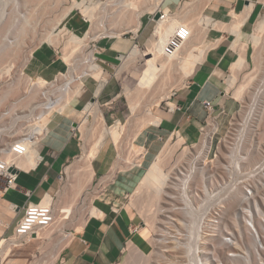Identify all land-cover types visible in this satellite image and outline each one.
<instances>
[{
    "label": "crops",
    "instance_id": "1",
    "mask_svg": "<svg viewBox=\"0 0 264 264\" xmlns=\"http://www.w3.org/2000/svg\"><path fill=\"white\" fill-rule=\"evenodd\" d=\"M185 2L194 4L196 13L199 11L206 19L211 18L207 34L204 33L205 37L195 35L197 38L193 36L192 39L194 43L203 39L199 45L205 49L204 56L184 80V84L174 90L169 98L153 107V112L160 121L146 125L134 141L137 146L145 149L140 164L133 163L129 168L117 170L111 179L108 175L113 170L118 151L112 143H104L101 147L92 166L97 170L98 185L103 191L95 204L104 213L102 216L92 215L87 219L54 264H115L126 252L131 240L143 244L151 236V231L147 229L144 232L140 226L142 222L134 221L126 207V200L166 141L175 134L183 136L186 142L195 138L209 120L210 112L204 105L205 101H211L214 106L211 115L217 120L219 134L226 133L234 115L242 108L241 101L227 91L226 79L232 64L239 57L234 45L250 40L256 21L264 13V0H161L159 11L169 10L175 14L178 10L181 11ZM238 15L242 21L245 20L237 34L236 28L235 32L232 28L236 26ZM144 16L138 32L131 31L132 35L126 38L105 37L98 41L100 58L105 65L113 66L121 60V55H127L135 45L140 48L139 45L149 43L148 51L140 48L137 59L123 72L138 60L148 61V56L153 51L150 40L154 36L156 20L154 13L148 14L147 19H143ZM63 67L65 64L60 61L55 51L50 46L42 45L35 51L25 69L32 75L52 79ZM103 68L93 77H99ZM143 72L138 75V83ZM105 80L106 83L98 95L91 81L85 82L78 94L68 101L63 112L51 116L48 132L39 145V163L35 167L20 171L16 185L8 189L4 188V180L0 181V241L13 235L14 228L29 202H38L49 195H55L65 165L81 149L76 135L78 125L86 115L85 105L99 96L108 99L116 91L113 83ZM126 88L130 87L125 85L124 92ZM107 180L109 182L104 184ZM23 244L22 247L13 246L17 249L16 258L12 259L15 254L13 253L7 258V263L32 264L43 246L41 239H33Z\"/></svg>",
    "mask_w": 264,
    "mask_h": 264
},
{
    "label": "bare ground",
    "instance_id": "2",
    "mask_svg": "<svg viewBox=\"0 0 264 264\" xmlns=\"http://www.w3.org/2000/svg\"><path fill=\"white\" fill-rule=\"evenodd\" d=\"M70 1H71L70 5L67 6L65 12L63 11V14L57 20L58 26L56 27L54 25L56 28H51V29L45 31V33H43V35H44L43 41H45L51 45H55V44H62L63 45V49H62L64 51L63 52V55H64L63 60L65 61V63H67L69 65L72 63V60L74 58V54L76 52H78V50H80L82 47L89 44L90 41H92L96 38H99V36L95 32H93V26H96V24L100 25L102 23V20H100V16L98 15L97 10L100 7L101 9L106 11L107 5H109L110 2H113V0H107V1H102V2L100 0H70ZM142 1L143 0H117V3L119 4L118 7L121 8L119 10L120 14L118 13L117 19L126 17V21H127L126 27L123 28L124 31H121V30L114 31L110 27H108L106 25V23H104V20H103L102 25L104 28H103V32L101 34H103V36H107V37H117L118 38L124 32H127V31H134L135 33L138 32V30L140 29V27L142 25V17L146 13V9H143V7H142V5H143ZM144 1L146 2L147 0H144ZM160 2H161V0H151V4H153V7H154V8L150 7L153 9V10H151L152 13H155L159 9V6H161ZM26 3L27 2H25V5H27ZM30 3L32 4L33 2H30ZM117 3H116V5H117ZM141 3H142V5H141ZM3 4H4V2H3ZM191 5L192 4H190V3H188V4L186 3L185 7L183 9H181V12L178 11L177 15H176V13L174 14L172 12H169V10L165 11L166 14L170 15L172 18L170 25H165L164 23H161L158 25L155 32L159 36V41H158L156 50L152 53V55L150 57H148L149 64L144 69V72L141 75V78H140L138 85L133 89L132 88H126V90H125L127 98L129 100L131 112H132V114L136 115L134 123L137 126V129H136L137 131H139L141 128H143L144 126H146L148 124H156L160 121V118L158 116H156L153 112V105H159L162 101H164V99L169 98L171 96V93L173 92V89L176 86H178L179 83L184 82V80L192 73L196 64L198 62H200V60L204 56L205 49H203L199 45V43H201L203 41V39L200 42L198 40L199 39L198 38L197 39L198 42L194 43L192 41L191 36L197 30L198 33L197 32L196 33L197 34L201 33V37L203 38V36L207 34L206 30L209 27L208 25L210 23L211 18L206 19L204 17V15L201 14L202 12L196 13V10H195L196 8H194V6L193 5L191 6ZM195 6H196V4H195ZM75 8L80 9L82 14L90 22V27L85 32L77 31L74 29H69L67 23L62 25L64 19ZM114 8H116V7H114ZM166 9H168V8H166ZM4 10H5V8H4ZM34 10H36V9L34 8ZM191 12L195 13L194 19H193V15L191 17L192 20L188 19V17H187L189 15V13H191ZM29 13L31 14V12H29ZM198 14L200 15L199 17H197ZM23 16H26V15L23 14ZM111 17H109V19ZM237 17L238 18H236V19H238V20L235 24L236 26L234 25L235 27L232 29L234 31L236 28L237 34H238V30H240V26H242L241 24L243 23V21L245 19H243V21H242L240 15H238ZM27 18H29V17H27ZM39 19H41V18H39ZM15 20H16V18H15ZM46 21H47V19H46ZM224 24H226V23L224 22ZM181 25L188 27L191 30V35L188 36V39H186L184 42H182L180 44V43L174 42L175 41L174 36H175L176 30ZM219 25H221V24H219ZM226 27H227V25H226ZM204 33H206V34H204ZM250 34H251L250 41L254 45V47L255 46L258 47V45H261V42L264 41L263 40L264 39V13L256 21V23L254 25V29H253L252 33H250ZM40 40H42V38ZM16 44H18L19 46H21V44L23 45V43H21V41H20V43H16ZM245 45H247V44L244 42L241 44L236 43L234 45V48L236 50H238V52H239V57L232 64L231 77H230V86L234 88V96L237 99L241 98L242 100H245V95H243V90L245 89L246 84H244L245 82H243L242 84L237 85V83H238L237 80H238V75H239L238 71L243 69V67L246 65V63H248L247 62L248 61L247 50L245 48L246 47ZM19 46H17L18 49H19ZM7 47L9 48V46H7ZM10 47H11V45H10ZM20 48L22 49V47H20ZM16 49L13 50V54H15L14 51ZM17 50L15 52L18 54ZM35 51H36L35 48H33V50H31V53L26 58L27 61H30L32 59ZM140 51H141L140 48H138L135 45L127 55H121L120 56L122 63L118 69V73H117L118 75H121L122 72L127 68V66L131 62H133L137 59ZM22 52H23V50H22ZM17 54H15V55L17 56ZM21 54L22 53H20V55ZM11 57H12L11 54L8 55V57L5 56L3 58L0 55V79H1V77H3L2 75H4L5 73L8 75H11L12 71H13L14 64L18 63L16 61L14 62V60H16L14 56H13L14 60H12ZM16 58H18V57H16ZM17 61H19V58ZM12 62H14V63H12ZM26 63H28V62H26ZM101 68H103V66L99 63L94 62L93 57L90 56L89 65H88V70H89L88 74L92 75V77H93L102 71ZM23 69H25V68H23ZM22 71L24 72V70H22ZM25 71H26V69H25ZM22 74H24V73H22ZM25 74H26L25 76L27 77L26 81L24 80L25 78L23 79V76H20V79H21L20 82L24 80V82H22L21 84H23V86L25 88V92L27 94H29L31 88L34 85L42 86L44 88V87H47V84L49 85V83H50L49 80H47L43 76H38L37 74L32 75L29 72L27 74V71L25 72ZM174 74H178L180 78L178 77L177 80L173 81V75ZM37 77H39L38 80H36ZM174 79H175V76H174ZM20 82H19V84H20ZM85 82L86 81H84L81 78V80L79 79V81L72 86V88L69 90V92L67 94V98H66L67 104L69 103L68 101H70L73 97H75L78 94L80 89L84 86ZM105 82H106V80L101 81L100 83L98 82L99 85L97 86V89H96V95H98L101 92L102 87L104 86ZM246 82H247V80H246ZM248 83L250 84V82H248ZM18 86L19 85H17V89L22 91L21 89L18 88ZM12 88L14 89V87H12ZM43 90H45V89H43ZM20 91H17V92H20ZM17 92H16V94H18ZM37 100L34 101L33 103H36ZM148 100H149V102H148V104L146 103L147 109L145 110L146 111L145 114L144 113L141 115L136 114L139 107L141 105H143V103L147 102ZM98 102L99 101H91L85 105V107H84V111L86 113L85 118L77 127V129L81 133L80 137L83 140H85V144L82 147L83 155L81 156V158L78 159L79 163L76 164L75 162L72 161L74 164H76V166H73L71 164V165H68L66 169H64V171L66 170V172L67 171L68 172L69 171H82L81 176H82L83 181L80 180V182H76V183H80V185H79L81 187L80 190L85 189L83 184H85V186H86V184L88 182L92 181V179L95 177L96 171L94 170V168L92 166V162H93L94 158L97 156V154L99 153L101 147L104 145L108 136L111 137V139L114 141L115 145L118 148V156H117L116 162L114 164V169H116V170L118 168L120 169L121 167H123L124 164H126V163H132L133 164L134 159L140 154V151H141L140 147H139V149L134 148V144L131 140L129 141L130 145L129 146L127 145L128 147L124 146V145H126V142L124 145L122 144V133H123V130L125 129L126 124L122 123L121 121H118V123L116 125H113L110 128H106V126L104 127V123L106 120H105V116L103 114V110L101 108V104ZM254 105L255 104L249 105L250 107L248 109V112L246 113L247 118H246V116H244L243 118L242 117L240 118V120L244 122L245 126H246V123H248V121L251 118H253L252 116L255 113V109H256V107H254ZM90 116H93L95 118V124L94 125H91ZM209 120H210V123H209ZM209 120L207 122V125L205 126L206 128H208L209 132L202 133L200 141L198 140V142L200 143L199 145L201 147V150L199 152L195 151L196 154H193L194 151L190 150L191 149L190 146L186 144L187 142L185 141L184 137L181 136L180 134H177V139H175V140L172 138L173 136H171V137H169V139L167 140L166 144L164 145V147L160 151V153L157 155V157H155V160L153 161L151 166L148 168V170H146V173L143 176L142 180L140 179L141 181H140V183H138L136 190L134 192V194L137 195V197H136V195H134V199L136 200V202H135V200H134V202H132L130 200L129 201L132 202V204L136 205L135 207L138 208V210H136V211H139L140 215L141 216L143 215L145 217L144 224H143L144 225L143 230L146 229L145 226H148L150 230L151 229L157 230L156 211L159 209V205H161L160 200H162L164 195L168 194L166 188L170 186L169 181H171L173 179V173H174L173 171L175 169L174 167L177 166V165H174L173 168H167V166H168V165H166L168 162L167 159L170 155H171L170 157H172L173 152L177 148L184 147L182 154H185V157H187L188 160H190L191 165L193 163V166L190 167L191 170L189 169L187 172L202 173V171H203V164L202 163L203 162L206 163V160L208 159L207 156H208V152H209V149L211 147V142H212L211 138L213 136V133L218 128V123H217V120L215 118L209 117ZM239 125H240V123H239ZM242 134H243V128H241L240 132H239V139L240 140H242V136H243ZM8 136H10V135H8ZM134 136H135V134H134ZM128 139H130V138H127V140ZM39 140H40V137L37 140L28 141V142L23 140V138H21V137L18 138L17 140H14L12 143L9 144V146L6 149H4V151L8 150L9 154H7V155L5 154V156H3L1 158L0 167H10L12 165H16V169H18L20 171L30 170V168L35 167L39 163V158H38L39 157V145H40ZM133 141H135V140H133ZM129 142H127V143L129 144ZM16 143H19L22 147L25 146L26 150L22 153H18L16 151H14L13 147ZM235 143L238 146L232 150L231 156L233 157V159H231L229 163L238 166L239 169L241 170V168H243L241 160H243V158H245V156L244 155L243 156H241V155L237 156L236 152H238V150L243 149L242 148L243 145L240 144L239 141L235 142ZM260 145L264 146V141ZM263 154H264V149H262V147L258 148V146H257L255 153H254V156H255L254 158L256 159L257 156H259V158H260L263 156ZM181 156H182V158L181 157L180 158L183 160V158H185V157H183V155H181ZM177 160H178V158H177ZM182 160L179 162H182ZM170 161H171V159H170ZM179 162L177 161V163H179ZM174 164H176V162ZM114 172H115V170H114ZM18 174H19V172H17L16 175H18ZM198 174H197L196 178L194 179L195 186H199L201 184V180H200L201 178L198 177ZM220 174H221V172L219 173V176H221ZM74 175H75V173L74 174L72 173V176H74ZM75 176H77V175H75ZM16 178H17V176H16ZM77 178L81 179L78 176H77ZM77 180H75V181H77ZM183 180H184L183 185H184V189L186 192L184 196H185L186 200L189 201V199H187V193H188L191 185L189 184L188 177L185 179L183 178ZM212 180L213 181L216 180V175L212 176ZM131 196H130L131 197L130 199L132 200L133 195H131ZM76 197L77 196H75L74 198H76ZM96 197H98V196H96ZM243 197H244L243 194L241 196L236 194V195H234V197H232L230 199L231 201H229L227 209H226V216H228L227 220L230 221L231 223H233V225L234 224L236 225V223H238L237 219L239 218V214H238L237 210L241 208V210H243V212L244 211H251L252 212V214H253L252 222H254L255 226L259 228L260 227V219L262 218L261 216H263V213H264V209L262 207V204L257 199H253V201L251 199L250 200H247V199L244 200ZM260 197L262 199V202H264V194H261ZM72 201H77V200L74 199ZM102 201H104V200H102ZM44 202L45 203L52 202L54 204L55 203V197L53 195H49L48 197H46L44 199ZM95 203H97V202L94 199L90 202V204H89L90 208L88 211L87 219L92 215H95V216L96 215L97 216L103 215V213H104L103 209L98 204H95ZM132 204H131V206H132ZM63 206H64V204H63ZM71 207H73V206H71ZM58 208H60V207H58ZM72 209H74V208H72ZM113 209L116 210L115 207H113ZM69 213H70V211H69ZM190 213H192V212H190ZM193 214H195V213L193 212L192 215ZM56 217H57V215H56ZM195 217L196 216H194V218L192 220V223L194 224V226H195L196 221H197V217L196 218ZM56 221H55V223H56ZM85 222H84V224H85ZM235 225H234V227H235ZM53 226H56L58 228L57 225L53 224ZM236 226H238V225H236ZM51 227L38 231V234L42 233V234H45L46 236L51 235V232H52ZM236 229H238V228L236 227ZM192 233H194V235H195L194 229L192 230ZM242 236H243L244 242H242L243 244H240V245L242 246V248L245 252V259H246L245 262L247 264H253V262H254L253 256L254 255L257 256L258 253L256 251V246H255L254 242L252 241V239H250L248 229L245 227H244V230H242ZM17 242H18V238L16 236L12 237L9 240L3 239L2 241H0V258L4 257L5 255L10 256L12 251H13V248H14L13 246H16L14 244H16ZM19 243L20 242H18L17 245ZM64 244H66V242ZM64 244L62 246H64ZM152 244H153V238H151V237L146 239V241L143 244H138L135 241L131 240L129 242V250L131 251L132 255L133 254L136 255L138 253H141L140 254L141 256L144 254L146 257V256L150 255V253H151L150 247H152ZM143 245H146V248L141 247ZM62 246H59V244H58L57 247L61 248ZM65 246H64V248H65ZM185 246H186L185 247V253L189 256V260L192 261L194 259V261H195L196 260L195 248H194L195 244L191 241H187L185 243ZM43 247H45V246H43ZM218 247H219V245H218ZM42 250H43V248H42ZM219 253H220V251H219ZM56 255L58 256V254H56ZM57 256H56V258L52 257L53 260H54V258L57 259ZM52 258H50L51 264H52ZM148 258L150 259V257H147V259ZM262 259H263V257H262ZM233 260H234L233 258H231V260L229 259L227 261V264H232L231 262ZM34 261L37 262L38 260H34ZM48 262L49 261L47 260V262H44V264H47ZM129 262H131V261H129ZM131 263H133V262H131ZM146 264H150L148 262V260H147Z\"/></svg>",
    "mask_w": 264,
    "mask_h": 264
},
{
    "label": "rangeland",
    "instance_id": "3",
    "mask_svg": "<svg viewBox=\"0 0 264 264\" xmlns=\"http://www.w3.org/2000/svg\"><path fill=\"white\" fill-rule=\"evenodd\" d=\"M29 1L33 2L32 3L33 5ZM143 1H142L143 5H142V3H141V5H142L143 9H146V14L147 15L150 13L153 14L151 12V10H153V9L150 8V7H153V4H151V0H147L146 2L144 1L145 3ZM3 2H4V4H3ZM25 2H27L26 3L27 5H25ZM70 3H71L70 0H3V1L1 0L0 1V42H1L0 43V55L3 58L5 56L8 57V55L11 54L12 55L11 59L14 60L13 59V56H14L16 59V60H14V62L15 61L18 62V63L14 64L13 71H12L11 75H8L5 73L4 74L5 76L2 75L3 77H1V79H0L1 80L0 81V92H1L0 93V160L3 156H5V154L6 155L9 154L8 150L4 151V149H6L9 146V144L12 143L14 140H17L18 138L21 137V134L24 131L23 128L25 127V125H27L26 124L27 122H25L26 121L25 119L35 104L33 102L36 101L37 99H39V96L41 95L43 89L46 88V87L43 88L42 86L34 85L31 88L29 94H27L25 92V88H24L23 84H21V83L24 82V80L26 81V78H27L25 76L26 71H25V69H23L27 65L26 62H29L26 60V58L31 53V50H33V48H35V50H37L42 45L43 46L47 45L48 47L50 46L55 51V53L58 56V58L60 59V61L63 62V56H64L63 55L64 51L62 50L63 45L62 44L51 45V44L43 41V37H44L43 33H45V31H47L51 28H56L58 26L57 20L61 17V15L63 14V11L65 12L67 6H69ZM116 3H117V0H113V2H110L109 5L107 6L106 11L99 8L98 12H100L99 14L102 15L101 18H104V20L106 21V25L108 27H110L112 30L124 31L123 28L126 27V23H127L126 17L117 19L118 13L120 14L119 10L121 8L118 7L119 4L117 3V5H116ZM185 4L183 5L182 9L185 7ZM192 5L194 6V4H192ZM113 6L116 8H114ZM4 8H5V10H4ZM34 8L36 10H34ZM178 11L176 12V15L178 14ZM29 12H31V14ZM179 12H181V11H179ZM81 13L82 12L80 9L75 8L64 19L62 25L67 23L69 29H74L77 31L85 32L87 29H89L90 23L84 22ZM197 13H199V11ZM23 14H25L26 16H23ZM194 14L195 13H193V12L189 13V15L187 16L188 19L192 20L191 19L192 15H193V19H194ZM147 15H145V16L143 15L144 16L143 19H147ZM199 16L200 15L198 14L197 17H199ZM27 17H29V18H27ZM109 17H111V18L109 19ZM15 18H16V20H15ZM39 18H41V19H39ZM46 19H47V21H46ZM171 20H172L171 16L168 14H165L163 18H159L156 20V28L161 23H164L165 25H170ZM99 26H100L99 24H96V26H93V32H95L99 37H101V36H103V34H101V33L103 32L104 27H102V26L99 27ZM156 28L154 30H156ZM196 32L198 33L197 30H196ZM195 33L192 34V36H191L192 39H193V36H195V35H198V37L201 36V33L200 34H197V33L195 34ZM130 35H132V32L127 31V32H124L120 37L126 38L127 36H130ZM41 38H42V40H40ZM19 40L21 41V43H23V45L21 44V46H19L18 44H16V43H20ZM158 41H159V36L154 31V36H152V39L150 40V44L152 45V49H153L152 53L156 50ZM246 44L247 45H245L246 46L245 48L247 50V57H248L247 62L248 63H246V65L243 67V69L238 71L239 75H238V80H237L238 81L237 85H240L243 82H245L244 84H246V87L243 90V95H245V100L238 98V100H240L242 103V105H241L242 108L234 115V117L232 119V130L235 128L239 130L240 128L244 127L243 128V134H242L243 135L242 136L243 141H241V142L239 141V143L243 145L242 146L243 149L238 150V152H236L237 156L238 155L239 156L240 155L245 156V158H243V160H241V163L243 165V168H241V170H240L241 173L248 171L251 167H253L259 161L262 160L263 156L260 158H259V156H257L256 159L254 158L255 157L254 153H255L257 146H258V148L262 147V149H264V146L260 145L264 141V47H263L264 41L261 42V45H258V47L257 46L254 47V45L251 43L250 40ZM10 45H11V47H10ZM90 45H92V42H89V44H87L86 46H84L80 50H78V52H76L74 54V57H78L79 55L86 54L87 47H89ZM7 46H9V48ZM17 46H19V49ZM139 46L142 50L147 52L148 47H149V43L146 45H139ZM20 47H22V49ZM13 48L17 50L18 54L15 52L16 50L14 51V53L17 54V56L15 54H13V50H14ZM22 50L24 53L22 52ZM20 53H22V54L20 55ZM152 53L148 57H150L152 55ZM16 57L19 58L20 62L17 61L18 58H16ZM14 62H12V63H14ZM121 62H122L121 60H118V62L113 66L105 65L104 63H102L101 65L104 68H103V72L101 73V75L99 77H87L85 79V81L86 82L91 81V83L93 84V87L95 88V91H96L99 83L101 81H105V79H108V81H111L113 83V85L116 87V91H115L113 96H111L108 99H103L101 96H99V97H96L95 99H93L92 101H99L98 103H100L102 106L101 108H102L103 114L106 118V121L104 123V127L106 126V128H110L111 126L116 125L118 123V121H121L122 123L126 124L125 129L123 130V133H122V144L124 145L126 142V145H124V146H127V145L129 146L130 145L129 141L131 140L134 144V148L139 149V146H137L133 140H135L138 137L139 133L142 131V129L145 126L139 130L140 132L136 130L137 126L134 123L136 115L132 114V112H131L129 100L127 98V95L124 92V87H125V85H128L132 89L135 88V86L138 83V79H137L138 75L140 74V72L144 71V69L149 64V61L138 60L136 63L132 64L128 70L123 72L121 75H118L117 73H118V69L120 67ZM63 68H64L63 70H65L67 68L66 64H65V67H63ZM21 69L24 70V72ZM21 72L24 74H22ZM27 74H28V72H27ZM20 76H23V79L25 78L21 82H20V80H21ZM38 76H41V75H38ZM174 76H175V79H174ZM178 77H179L178 74H174L173 75V81L177 80ZM230 77H231V72L229 73V75L227 76V79H226V88H227V91L230 93V95L235 97L234 96V88L230 86ZM38 78L39 77H37L36 80H38ZM47 80H51V79H47ZM246 80H247V82H246ZM19 82H20V84H19ZM248 82H250V84ZM182 83L184 84V82H182ZM182 83H179V85L176 86L173 89V91L176 90L177 88L181 87L183 85ZM17 85H19L18 88L21 89L22 91L17 89ZM12 87H14V89ZM17 91H20V92H17ZM16 92L18 94H16ZM148 102H149V100L147 102L143 103V105H141L139 107L136 114H139V115H141L143 113L145 114V112H146L145 110L147 109L146 106H147ZM251 104H255L254 107H256L255 113L252 116L253 118H251L248 121V123H246V126L245 125H243V126L239 125V123L242 122L240 120L241 117L243 118L244 116H246V118H247L246 113L248 112V109L250 107L249 105H251ZM155 106L156 105H153V107H155ZM90 119H91L90 120L91 125H94L95 124V118L93 116H90ZM209 123H210V120H209ZM206 130H208V129L206 128ZM233 132H234V130H233ZM202 133H204V132L200 130L194 139H192L186 143L187 145L190 146V148H191L190 150L194 151L193 154H196L195 151L199 152L201 150V147L199 145L200 143L198 142V140L200 141ZM7 134L10 136H8ZM134 134H135V136H134ZM224 134L225 133L217 134L216 137L218 136V138H219V137L223 136ZM235 134H237V133H235ZM80 135H81V133L77 129V135L76 136H77V138L81 144V149L79 151V154L75 158L71 159L65 165L64 169H66L67 166L71 165V164L73 166H76V164L79 163L78 159L81 158V156L83 155L82 147L85 144V140H83L80 137ZM127 138H130V139L127 140ZM172 138L174 140L177 139L176 134L173 135ZM236 140H237L236 135H234L233 133L232 134L229 133L226 137L222 138V141L219 143L218 157L214 160V162L212 164L208 163L207 166L202 163L203 167H204L203 175L204 174H205V176L207 175V179H209L208 175L210 173H216V172L219 173V171L222 172V177L218 180V182H220L222 180V178L224 177V179L226 181V186L223 189L213 188V190H212L213 193L212 194L210 193L207 196V198H209L211 201L214 199V201H216L214 203L219 202L220 199H226L227 200L226 201L227 204L225 203L226 209H227L229 201H231L230 199L232 197H234V195L238 194L239 196H241L243 194V190L241 188H239V186H237V184L238 183L244 184V183H247L249 181V178L245 174L241 175L240 172H237L238 174L236 173V175H235L236 170H234V172L233 171L231 172V168L230 169H229V167L223 168V164H226L227 161H229L232 158V156H231L232 150L238 146L235 143V142H237ZM215 141H216V139H215ZM127 142H129V144ZM105 143H112L113 145H115V143L112 141L111 137H109V136L107 137ZM115 147L117 148L116 145H115ZM140 149L142 150L141 147H140ZM183 149H184V147L177 148L173 152L172 157H170L171 156L170 155L168 157L169 160L167 159V161H168L166 164V165H168L167 168H173L174 165H177L176 167H174L175 168L173 171L174 177L176 176V173H177V171H179L178 169L180 167L182 168V166H186L187 163L190 162V160H188V158L185 157V154H182ZM117 151H118V148H117ZM181 155H183V157H185L186 159L183 158V160H182ZM177 158H178V160H177ZM136 159H138V158H136ZM136 159H135V161H136ZM170 159H171V161H170ZM180 159L182 160V162H179V161H181ZM72 161L75 162L76 164H74ZM177 161L179 163H177ZM175 162H176V164H174ZM132 165H133L132 163H126V164H124L123 167H121L120 169L118 168L117 170L126 169ZM64 169L61 173L58 188H57V191L54 195V197H55L54 207H55V211H56L55 213L57 215L56 220L58 219L56 221V223H54V225H57L58 228L56 226L52 225L51 235L46 236L45 234L40 233V234H38L37 237L31 239V240L41 239L43 242V246H45V247L42 246L43 250L41 248L39 253L37 254V256L34 258V260H38V261L35 262L33 260L32 264H44V262H47V260L49 261L47 264H51L50 258H52V257L56 258V256H57L56 254H58L57 259L59 258L62 250L64 249V246L68 244V242H67L68 240L64 239L63 236L66 234V232H69L71 230H75L77 232V231L82 229L84 222L87 220V217H88L90 202L93 199L94 200L99 199V197L101 196V194L103 192L100 190V187L98 185V182H99V176L98 175H95V177L92 179V181H90L86 184L87 187L85 186V184H83L85 189L80 190V188H81L79 186L80 183H76V182H80V180L83 181L82 176H81L82 171H69V172L67 171L66 172V170L64 171ZM114 170H115V172L117 171L116 169H114V166H113V170L111 171L110 175L108 176L109 178H111V175L115 173ZM72 173L73 174L75 173V175H77L81 179H78L77 176H75V175L72 176ZM96 173H97V170H96ZM198 173L199 172H197V174ZM198 177H201L200 173L198 174ZM75 180H77V181H75ZM173 180H175V179H173ZM0 181H2V180L0 179ZM108 182L109 181L107 180L104 184H107ZM169 185L170 186L166 188L168 194L164 195L162 200H160L161 205H159V209L156 211V215H157V217H156L157 222L156 223L157 224L161 218L160 217V213H161L160 209L162 207L171 206L173 203L176 204V202H178L180 204L182 203L180 195H178L176 193V190H175L176 187H174L173 181L172 182L169 181ZM4 186H5V182H4ZM201 187L202 186H199L200 189L198 188V190H196L198 193L200 191H201V193H203L202 192L203 189H201ZM214 187H216V186H214ZM135 190L131 194V195H133L132 200L130 199L132 196L131 195L128 196V198L126 200V207L129 209L134 221L136 223H140V222L144 221L145 217L143 215H142L143 216L142 217L140 215V212L136 211V210H138V208L135 207L136 205L132 204V202H134V200H135L134 199V195H136V194H134ZM75 196H77V197L74 198ZM96 196H98V197H96ZM136 197H137V195H136ZM244 198H245V196H244ZM74 199H76L77 201H72ZM129 200L132 202H130ZM257 200L262 204V207L264 209V202H262L261 197H257ZM135 202H136V200H135ZM63 204H64V206H63ZM131 204H132V206H131ZM57 206L60 208H58ZM71 206H73V207H71ZM72 208H74V209H72ZM69 211H70V213H69ZM204 211L202 210L201 207L199 209V206H197V203H196V205H194V207H192L191 210L186 211V210L181 209V210L173 212V215L176 219H178L180 226L184 229L185 225L183 224V221L184 220L185 221L186 220L192 221L194 216L197 217L196 224L198 223V225H199V222L202 219ZM237 211L239 212V209ZM190 212H192V213L194 212L195 213V214H193L194 216ZM263 216H264V213H263ZM263 216H261V217L263 218ZM227 217L228 216H226V218H225V222L229 226V229H234V228L236 229V227H237L238 230L241 232H242V230H244L245 226L243 225L242 220L237 221L238 223H236V225H238V226L234 227L235 224L233 225V223L228 221ZM261 220L262 219H260V221ZM145 227H146V229L143 230L144 232H146L147 229L149 230L148 226H145ZM185 233L187 234L186 231H185ZM65 242H66V244H64ZM58 244H59V246H62L64 244V246L59 248V247H57ZM18 245H16V247H22L24 244L19 243ZM218 245H219V243H216L213 245L205 244V245H200V247L203 246L204 250L207 253V252H213V251L216 252L217 249L219 248ZM154 246H155V243H154ZM141 247L146 248V245H143ZM151 249H153V247L152 248L150 247V250ZM174 250L175 249L173 247H169L168 250L164 251V253L162 255L163 257L159 256V258L157 259L156 258L157 256H153V257H150V259L149 258L147 259V257H145L144 254L142 255L143 256L142 257L140 255L141 253H138L136 255H134V254L132 255L131 251L129 250V243H128L126 252L123 254L122 258L119 261H117L115 264H146L147 260L150 264H158V263L176 264L174 259H172L173 257L170 255V253H172L170 251H174ZM15 251H17V249L15 250L13 248L11 255H13V253H15V254L12 256V259L16 258L17 253ZM178 252H181V251H178ZM221 252H223V251L221 250ZM181 253L185 254L183 250ZM220 256H221L220 258L223 261L229 260V259H227L225 253L221 254ZM8 257L9 256L5 255L4 257L0 258V261L4 260L5 264H17V263H12V262L7 263L6 260ZM256 257L257 256H255V255L253 256V261H254L253 264H256V263L257 264H264L263 263L264 259L259 260ZM55 258H54L55 261L52 258V264H54L57 261V259H55ZM129 261H131L133 263H131Z\"/></svg>",
    "mask_w": 264,
    "mask_h": 264
},
{
    "label": "built area",
    "instance_id": "4",
    "mask_svg": "<svg viewBox=\"0 0 264 264\" xmlns=\"http://www.w3.org/2000/svg\"><path fill=\"white\" fill-rule=\"evenodd\" d=\"M107 1V0H100ZM108 6V5H107ZM100 8V7H99ZM98 8V10H99ZM97 10L98 15L100 16V20H103L104 18H101L102 15L99 14ZM159 11V9H158ZM161 17L163 18L166 14L165 11H160ZM82 14V13H81ZM155 14V13H154ZM105 17V16H104ZM82 18L84 22L90 23L87 18L82 14ZM102 23L100 24L102 27ZM104 23L106 21L104 20ZM191 35V30L186 26H179L176 30L175 36H174V42L175 43H182L186 39H188V36ZM107 36H101L99 38H96L90 42H92V45L87 47L86 54L79 55L78 57H74L72 60V63L69 65L66 64L67 68L65 70L58 71L55 76L49 80V85L43 90L42 94L40 95L38 101L34 104L31 111L26 117L27 122L25 127L23 128V132L21 134V138L28 141L37 140L40 137V142L43 139V137L47 134L48 128H49V119L53 114L56 113H62L65 106L67 105L66 98L69 90L72 88L74 84H76L79 79L81 78L85 81L87 77H92V75L88 74V65H89V58L90 56L93 57V61L99 64L103 63V60L100 58L101 50L98 47L97 43L102 38H105ZM211 101H205L204 105L210 112V118H215L211 114L214 111V106L211 105ZM216 119V118H215ZM206 124H204L201 127V131L203 132H209V130H206ZM240 125H244V122L242 121ZM230 127H228L226 133L223 135L226 137L229 133H233L236 135L237 142L243 141L239 139V132L240 129H233L232 130V121L229 124ZM244 128V127H243ZM208 129V128H207ZM237 133V134H235ZM218 133V128L213 133L212 136V142L211 147L208 152V159L206 160V163L203 162L204 165H208V163H213L214 160L218 157V148L219 143L222 141L223 136L216 137ZM177 136V134H176ZM216 137V138H215ZM216 141H215V139ZM142 150L140 151V154L136 157L138 159H134V163H141V158L144 155L145 149L141 147ZM13 150L22 153L26 150L25 146H21L19 143H16L13 147ZM233 159V157L231 158ZM230 159V160H231ZM227 161L226 164H223V168H231V171L234 172L236 170L235 175L237 172H240V169L238 166L229 163ZM193 166V163H187L186 166L180 167L176 173V176H173V181L176 193L180 195L182 203L176 202L173 203L171 206H164L160 209V220L157 224V230L151 229V238H153V244L151 249L150 255L146 257H153L157 256L158 259L159 256H162L164 251L168 250L169 247H173L175 250L170 251V255L173 257L176 264H227V261H223L220 257L221 254L225 253L227 259L233 258L234 260L231 262L232 264H247L245 261V252L242 249V246L240 244H243V236L242 232L238 229H229V226L225 222L226 218V208L225 205L227 204L226 199H220L219 202L214 203V199L211 201L207 196L211 193H213V188H219L223 189L226 186V181L224 177L220 182L218 180L222 177L219 176V173H210L205 176L204 173V167L201 174V184L199 186H202L201 189H203V193L201 191L198 193L196 190H198L199 186H195L194 179L197 176L196 172H187L190 167ZM0 179L4 180L5 182V189H8L12 186L16 185V174L17 172H13L10 169L16 168V165H12L10 167H0ZM18 170V169H17ZM191 170V169H190ZM20 171V170H19ZM191 174V175H190ZM238 174V173H237ZM241 175H246L249 178V181L247 183H238L237 186L243 190V196H245L244 200H252L257 199V197H260L261 194H264V154L261 161H259L256 165L251 167L248 171L241 173ZM187 175V176H186ZM216 175V180H212V176ZM61 176V174H60ZM205 176V177H204ZM189 179V184L191 187L189 188V191L187 193V199L185 198V189H184V180L183 178ZM217 183V184H216ZM203 184V185H202ZM216 187H214V186ZM195 188V189H194ZM200 189V188H199ZM175 193V194H176ZM189 195V196H188ZM173 196V195H172ZM204 197V198H203ZM199 206L204 211V214L202 216V219L194 226L192 221L190 220H184L183 224L184 229L180 226V223L178 219H176L173 215V212L178 210H191L194 205ZM226 203V204H225ZM213 204V205H212ZM212 210V211H211ZM55 207L52 202L45 203L44 199L39 200L38 202H29L26 206L25 212L23 216L18 220L13 235L5 238L6 240L11 239L12 237L16 236L18 238V242L25 243L27 241H30L32 238H35L38 236V231L43 230L45 228L51 227L55 221H56V214H55ZM238 212V211H237ZM209 213V214H208ZM239 218L237 219L243 221V225L245 228L248 229L250 239L254 242L256 246V251L258 253L257 258L262 259L264 257V216L261 218L260 221V227H256L254 222H252L253 214L251 211H244L239 209ZM144 221L140 224L141 227L144 225ZM236 226V225H235ZM195 230V235L192 233V230ZM187 232V234L185 233ZM76 235L75 230H71L69 232H66V234L63 236L64 239L68 240V243L74 238ZM187 241H191L195 244V256L196 260L194 259L192 261L189 260V256L185 253V243ZM17 242V243H18ZM14 244V245H17ZM155 243V246H154ZM219 243V248L215 252H207L204 250V247H200V245L205 244H216ZM151 247V248H152ZM155 247V248H154ZM216 248V247H215ZM177 249V250H176ZM153 250V251H152ZM182 250L185 254L181 253ZM221 250L223 252H221ZM181 251V252H178ZM220 251V253H219ZM163 257V256H162ZM264 259V258H263ZM239 261V262H238ZM0 264H5L4 260L0 261ZM161 264V263H158Z\"/></svg>",
    "mask_w": 264,
    "mask_h": 264
},
{
    "label": "water",
    "instance_id": "5",
    "mask_svg": "<svg viewBox=\"0 0 264 264\" xmlns=\"http://www.w3.org/2000/svg\"><path fill=\"white\" fill-rule=\"evenodd\" d=\"M161 17V12L160 11H157L155 14H154V19L157 20ZM11 171L13 172H20L19 170H17L16 168H11L10 169Z\"/></svg>",
    "mask_w": 264,
    "mask_h": 264
}]
</instances>
